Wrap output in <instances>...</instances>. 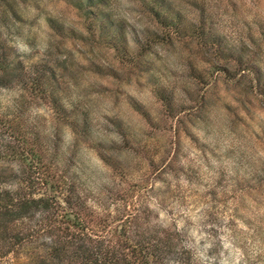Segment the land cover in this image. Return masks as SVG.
<instances>
[{"label": "rangeland", "instance_id": "374dc122", "mask_svg": "<svg viewBox=\"0 0 264 264\" xmlns=\"http://www.w3.org/2000/svg\"><path fill=\"white\" fill-rule=\"evenodd\" d=\"M77 1L0 0L9 55L59 101L33 78L0 86V188L41 151L33 168L95 204L138 191L187 264H264V0H163L179 30L152 0H106L121 51Z\"/></svg>", "mask_w": 264, "mask_h": 264}, {"label": "trees", "instance_id": "16d2710c", "mask_svg": "<svg viewBox=\"0 0 264 264\" xmlns=\"http://www.w3.org/2000/svg\"><path fill=\"white\" fill-rule=\"evenodd\" d=\"M152 1L159 22L179 30L175 17L165 14L164 1ZM106 4V0L77 1L94 24L100 21V28L112 34L115 48L121 51L124 28L102 7ZM31 72L34 77L22 61L9 55L0 35V86L17 82L29 88L33 78L41 95L58 104L53 76L44 70ZM42 153L36 151L30 163L25 159L29 169L24 168L15 188H0V259H11L13 264H187L191 260L181 234L162 225L154 209L139 200L138 191L128 189L113 203L95 204L76 177L33 168L37 160L45 161Z\"/></svg>", "mask_w": 264, "mask_h": 264}]
</instances>
